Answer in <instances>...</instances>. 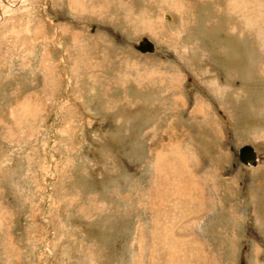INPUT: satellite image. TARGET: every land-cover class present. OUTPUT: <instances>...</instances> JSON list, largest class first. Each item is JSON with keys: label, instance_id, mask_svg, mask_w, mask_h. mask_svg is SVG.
<instances>
[{"label": "rangeland", "instance_id": "374dc122", "mask_svg": "<svg viewBox=\"0 0 264 264\" xmlns=\"http://www.w3.org/2000/svg\"><path fill=\"white\" fill-rule=\"evenodd\" d=\"M0 264H264V0H0Z\"/></svg>", "mask_w": 264, "mask_h": 264}, {"label": "water", "instance_id": "95a60500", "mask_svg": "<svg viewBox=\"0 0 264 264\" xmlns=\"http://www.w3.org/2000/svg\"><path fill=\"white\" fill-rule=\"evenodd\" d=\"M135 48L141 51H151L152 44L145 38H141L135 45ZM238 159L240 162L246 163L247 161L252 164L255 163V153L252 147L248 144H244L238 148Z\"/></svg>", "mask_w": 264, "mask_h": 264}, {"label": "bare ground", "instance_id": "6f19581e", "mask_svg": "<svg viewBox=\"0 0 264 264\" xmlns=\"http://www.w3.org/2000/svg\"><path fill=\"white\" fill-rule=\"evenodd\" d=\"M247 14V13H246ZM172 17H171V15L170 14H168V13H166L165 14V19L167 20V21H171L170 19H171ZM250 25L254 28L255 26H258V27H260V25H261V23H250ZM143 38H145V39H147L151 44H152V50L151 51H141V50H138V51H140V52H143V53H146V52H153V51H155V45H154V43L150 40V39H148L147 37H143ZM252 150H253V148H252ZM254 151V150H253ZM254 153H255V151H254ZM256 153H255V163H256ZM243 163V162H242ZM255 163L254 164H252L251 162H249V161H247L246 163H244V164H246V165H255Z\"/></svg>", "mask_w": 264, "mask_h": 264}]
</instances>
